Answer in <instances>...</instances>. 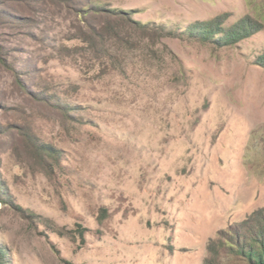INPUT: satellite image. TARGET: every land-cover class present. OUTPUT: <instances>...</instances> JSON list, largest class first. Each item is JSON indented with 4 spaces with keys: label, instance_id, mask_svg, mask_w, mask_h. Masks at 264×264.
Returning <instances> with one entry per match:
<instances>
[{
    "label": "rangeland",
    "instance_id": "374dc122",
    "mask_svg": "<svg viewBox=\"0 0 264 264\" xmlns=\"http://www.w3.org/2000/svg\"><path fill=\"white\" fill-rule=\"evenodd\" d=\"M0 54L4 264L257 263L264 0H0Z\"/></svg>",
    "mask_w": 264,
    "mask_h": 264
},
{
    "label": "trees",
    "instance_id": "16d2710c",
    "mask_svg": "<svg viewBox=\"0 0 264 264\" xmlns=\"http://www.w3.org/2000/svg\"><path fill=\"white\" fill-rule=\"evenodd\" d=\"M95 10L98 11V14H103V15H107V16H111V15L114 16L113 13H115L114 11H107L105 9H100V8H98V10L97 9H95ZM123 13L125 15H128V13H126V12H120V14H117L116 16H120ZM121 20L122 21H127V22L130 21V19L129 18H126V17H122ZM130 22H132V21H130ZM200 31H202V34L204 35V37L205 36H208L207 35L208 34L207 33L208 31H206L205 29L202 28V29H200ZM0 56H1V54H0ZM0 63L6 69H9V70H13L14 71V68H12V66L9 65L7 63V61L4 60L2 57H0ZM17 85H19L20 87H22V88L25 89L24 85L18 79H17ZM4 256H5L4 251L2 249H0V264H4ZM255 261L257 262L256 264H264V249H262V253L255 255Z\"/></svg>",
    "mask_w": 264,
    "mask_h": 264
}]
</instances>
